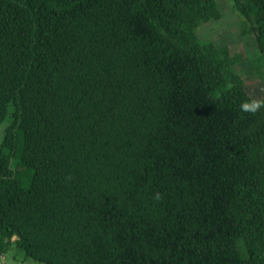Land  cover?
Returning a JSON list of instances; mask_svg holds the SVG:
<instances>
[{
  "label": "trees",
  "instance_id": "16d2710c",
  "mask_svg": "<svg viewBox=\"0 0 264 264\" xmlns=\"http://www.w3.org/2000/svg\"><path fill=\"white\" fill-rule=\"evenodd\" d=\"M218 1L0 0V256L264 264V109L239 108L264 98L198 39ZM231 1L264 64V0Z\"/></svg>",
  "mask_w": 264,
  "mask_h": 264
},
{
  "label": "rangeland",
  "instance_id": "374dc122",
  "mask_svg": "<svg viewBox=\"0 0 264 264\" xmlns=\"http://www.w3.org/2000/svg\"><path fill=\"white\" fill-rule=\"evenodd\" d=\"M219 7L223 14L220 21L202 23L197 29V36L201 43H214L221 46L234 45V49L241 57L240 61L234 65V72L240 76L251 90L255 99L264 98V64L260 61L259 49L253 35L244 36L241 31L242 18L233 8L231 0H219ZM242 22V23H241ZM232 84L228 83L227 87ZM8 121L0 123V147L2 145ZM23 153V140L21 136L17 139L16 161ZM23 185L28 187L30 183V173L24 172L22 175ZM15 239V238H14ZM13 239V240H14ZM0 264H44L27 258L24 251L19 249L14 243L10 250L0 256Z\"/></svg>",
  "mask_w": 264,
  "mask_h": 264
},
{
  "label": "clouds",
  "instance_id": "9594fccd",
  "mask_svg": "<svg viewBox=\"0 0 264 264\" xmlns=\"http://www.w3.org/2000/svg\"><path fill=\"white\" fill-rule=\"evenodd\" d=\"M239 108L242 112L255 114L256 112L260 111L261 109H264V105H262L260 102L252 100V101H244L241 102L239 105ZM154 199L159 200L160 194L157 192L155 193Z\"/></svg>",
  "mask_w": 264,
  "mask_h": 264
}]
</instances>
